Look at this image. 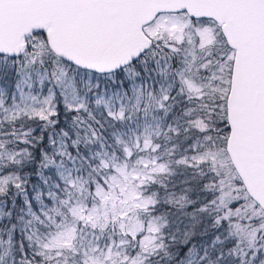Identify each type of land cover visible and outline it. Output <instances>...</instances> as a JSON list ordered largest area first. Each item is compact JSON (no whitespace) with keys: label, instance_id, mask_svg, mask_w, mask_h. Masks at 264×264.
I'll use <instances>...</instances> for the list:
<instances>
[{"label":"snow or ice","instance_id":"1","mask_svg":"<svg viewBox=\"0 0 264 264\" xmlns=\"http://www.w3.org/2000/svg\"><path fill=\"white\" fill-rule=\"evenodd\" d=\"M0 264H264V0H0Z\"/></svg>","mask_w":264,"mask_h":264}]
</instances>
